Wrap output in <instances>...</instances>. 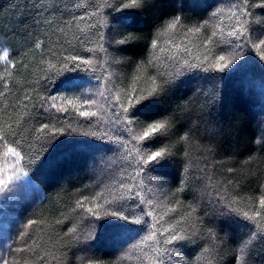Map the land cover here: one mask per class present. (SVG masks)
I'll use <instances>...</instances> for the list:
<instances>
[{
	"label": "trees",
	"instance_id": "trees-1",
	"mask_svg": "<svg viewBox=\"0 0 264 264\" xmlns=\"http://www.w3.org/2000/svg\"><path fill=\"white\" fill-rule=\"evenodd\" d=\"M0 39L42 193L4 264H264V0H0Z\"/></svg>",
	"mask_w": 264,
	"mask_h": 264
},
{
	"label": "rangeland",
	"instance_id": "rangeland-1",
	"mask_svg": "<svg viewBox=\"0 0 264 264\" xmlns=\"http://www.w3.org/2000/svg\"><path fill=\"white\" fill-rule=\"evenodd\" d=\"M5 50L0 39V60ZM42 193L20 165L19 156L0 149V264L20 223L22 212L40 201Z\"/></svg>",
	"mask_w": 264,
	"mask_h": 264
},
{
	"label": "snow or ice",
	"instance_id": "snow-or-ice-1",
	"mask_svg": "<svg viewBox=\"0 0 264 264\" xmlns=\"http://www.w3.org/2000/svg\"><path fill=\"white\" fill-rule=\"evenodd\" d=\"M131 2L134 5V4H136L137 0H131ZM125 6H127V5H125ZM214 15H215V13H214ZM171 27L174 28L175 25L173 24ZM234 34L235 33H231V32L229 33V35H234ZM2 59L4 60V62L6 64L8 63L9 53H8V51L6 49L3 50V52H2ZM73 59H76V58H73ZM220 59L223 60L224 57H221ZM82 62L85 63V64L91 63V61H89V60H83ZM224 67H227V65L225 64ZM153 91H155V89H153ZM141 99H145V98L144 97H137L136 98V101L139 102V100H141ZM129 102L131 103V101H129ZM53 107H55V105H53ZM145 107H147V105H145ZM124 111H128V109L127 108H124ZM81 115H87V113L82 112ZM91 115L95 116L96 113L93 112V113H91ZM164 128H165V124L164 123H154V124H150L147 127V129L143 132V134L140 137V139L148 138L152 134L157 133V132H160ZM9 151L15 153V149H9ZM15 155L18 156L19 154L18 153H15ZM159 156H161V153L160 152H155L154 154H151L150 155L149 159L150 160H156L157 157H159ZM260 204H261L262 207H264V199H262L260 201ZM245 215L247 216V213H245ZM259 215H260V213L257 212L256 213V216H259ZM250 218H253L254 219L255 217H250ZM120 219L121 220H125L127 218L124 217V216H121ZM176 239H178V237L176 235H173L168 242L171 243L172 241H175Z\"/></svg>",
	"mask_w": 264,
	"mask_h": 264
}]
</instances>
